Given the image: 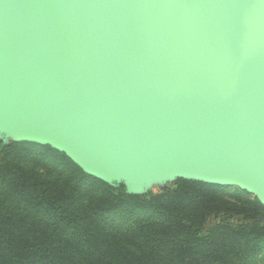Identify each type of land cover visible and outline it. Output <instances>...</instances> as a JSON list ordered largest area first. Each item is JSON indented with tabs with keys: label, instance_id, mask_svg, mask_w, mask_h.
<instances>
[{
	"label": "water",
	"instance_id": "1",
	"mask_svg": "<svg viewBox=\"0 0 264 264\" xmlns=\"http://www.w3.org/2000/svg\"><path fill=\"white\" fill-rule=\"evenodd\" d=\"M14 113L102 173L198 158L263 193L264 0H0Z\"/></svg>",
	"mask_w": 264,
	"mask_h": 264
},
{
	"label": "trees",
	"instance_id": "2",
	"mask_svg": "<svg viewBox=\"0 0 264 264\" xmlns=\"http://www.w3.org/2000/svg\"><path fill=\"white\" fill-rule=\"evenodd\" d=\"M264 203L177 177L132 193L51 144L0 137V264H261Z\"/></svg>",
	"mask_w": 264,
	"mask_h": 264
},
{
	"label": "rangeland",
	"instance_id": "3",
	"mask_svg": "<svg viewBox=\"0 0 264 264\" xmlns=\"http://www.w3.org/2000/svg\"><path fill=\"white\" fill-rule=\"evenodd\" d=\"M20 117L19 113H14L7 121L0 118V136L8 139H27L53 144L71 155L86 170L93 172L96 176L109 183L112 181L118 182L125 187L127 192L140 194H147L150 192L157 193L164 186L171 185L176 178L180 176L205 182H220L226 185L231 184L223 178L219 179L211 165L198 158L180 162L174 168H170L164 163L143 164L135 167L133 163L129 161L118 171L109 167L102 173L99 169L94 168L92 163H86L84 160H80L78 152L69 149L68 146L64 145L61 140L55 138L50 132L44 131L42 133H37L28 130L22 124ZM230 186L246 190L264 202V192L256 193L249 191L243 185L235 183H232ZM257 262L264 264V259Z\"/></svg>",
	"mask_w": 264,
	"mask_h": 264
}]
</instances>
